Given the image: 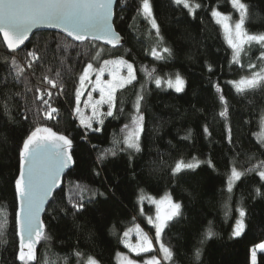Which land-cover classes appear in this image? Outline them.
Masks as SVG:
<instances>
[{
  "label": "trees",
  "instance_id": "trees-1",
  "mask_svg": "<svg viewBox=\"0 0 264 264\" xmlns=\"http://www.w3.org/2000/svg\"><path fill=\"white\" fill-rule=\"evenodd\" d=\"M189 2L200 7L190 13L175 0H150L162 40L149 19L138 12L140 0H116L113 25L123 38L117 48L37 32L11 53L0 39V221L4 223L0 264H22L17 258L15 179L23 141L37 127L51 128L72 140L74 162L44 211V238L35 245L36 260L29 264H84L90 256L99 264H118L117 254L128 252L122 244L124 231L136 223L159 250L155 230L140 215V207L147 195L160 198L164 194L180 203L181 209L161 235L160 242L173 252L172 260L160 259L161 264H252L250 247L264 241V180L257 171L247 172L231 192L227 180L232 167L243 172L264 161V141L256 137L264 116V82L244 92H237L229 82L264 68V59H259L264 46L246 44L240 63L232 62L233 50L211 15L216 8L231 14L232 22L239 20L230 0ZM243 2L248 5L245 29L249 34L264 33V0ZM40 37L54 38L73 49L86 48V59L79 63L68 88L59 75L41 67L35 46ZM153 47L158 52L167 47L171 53L161 52L164 58L159 59L152 55ZM28 52H35L38 59L33 60ZM115 58L130 62L136 79L116 91L112 116L103 115V123L91 122V128L81 125L85 109L78 106L82 111L77 113L73 105L77 76L86 62L97 65ZM17 67L22 69L19 75ZM177 73L185 82L181 92L155 83L156 77L174 81ZM45 76L55 81V88ZM66 90L72 107L62 97ZM41 93L43 97L37 99ZM137 94L143 97L140 113L144 116L139 151L126 148L122 133L135 114ZM43 99L58 110L55 118H46ZM225 106L227 116L222 117ZM116 140L120 143L114 147ZM113 148L115 155L99 159ZM193 158L200 161L195 169L173 173L177 161L194 162ZM77 185L87 191L81 192ZM76 202L83 204L79 211L72 206ZM239 209L245 212L244 227L234 236ZM209 229L215 235L207 237ZM256 264H264V252L257 253Z\"/></svg>",
  "mask_w": 264,
  "mask_h": 264
},
{
  "label": "snow or ice",
  "instance_id": "snow-or-ice-1",
  "mask_svg": "<svg viewBox=\"0 0 264 264\" xmlns=\"http://www.w3.org/2000/svg\"><path fill=\"white\" fill-rule=\"evenodd\" d=\"M176 4H182L185 8L189 9L191 13L195 8H199V4H190L189 0H175ZM232 7L239 13V20L234 25L231 23V14H226L218 11L216 8L212 10V17L216 23L221 26L224 31L225 39L228 45L233 50L234 63H240L241 53L244 51L246 44L253 42L264 46V33L249 34L245 29V20L247 18L248 5L243 0H230ZM138 12L144 17L149 19L151 27L156 30V36L162 40L159 33V26L153 17L152 6L150 0H140V8ZM112 15V0H0V33L7 43L9 49H16L19 45L23 44L28 38V34L33 27L38 24H53L56 27L62 28L70 37L75 40L84 41L91 36L93 39H103L108 44L116 46L119 44L120 38L115 33L110 23ZM163 53H171V49L164 47L157 51L155 47L152 49V55L159 59ZM28 56L33 60L38 59L35 52H28ZM259 59H264V52L261 53ZM13 65L16 64L15 59L12 60ZM113 65V69L109 71L112 77L107 82H101L100 75L97 74L96 86L100 90V99L91 104L92 116L85 120L83 117L80 120L81 125L91 128V120L98 119L104 115L99 112V105L107 104V116L113 115V107L115 102V93L118 89H123L126 85L131 84L136 79L133 71V65L121 59L110 61L105 60L104 66L100 69L103 72L108 65ZM31 67V64H29ZM92 64L89 63L79 76L81 86L88 80L89 70L92 69ZM126 67L128 75L121 76L118 69ZM249 68L255 67L252 64L248 65ZM211 70V68H209ZM22 72V69L17 67V75ZM60 73L57 72V75ZM44 80L48 84L56 87L54 80L45 76ZM264 82V68L259 72H253L250 77H241L238 81H230L237 92H244L247 89H253ZM155 83L160 86L166 83L168 87L174 88L176 92L183 91L184 80L179 73L176 74L175 80L169 78L167 81H162L161 78L156 77ZM62 87V86H61ZM39 92V89H37ZM217 91L219 88L217 87ZM49 97L52 96L51 92L45 89ZM44 93H41L37 99H41ZM81 92L79 89L76 91V99L79 103ZM91 97V93H89ZM143 97L137 94L136 101L134 102L135 114L132 116L130 125L124 126L126 135L123 138V144L127 149L140 150V133L143 131L144 116L140 113V104ZM222 103L226 105L223 96L220 97ZM87 105L88 102L86 101ZM43 106H47V111L44 113L46 118L53 119L57 113V109L52 107L49 99H43ZM43 110V107L40 109ZM80 113L79 107L75 109ZM220 116H227V107L220 112ZM103 123V120H99ZM261 140L264 141V116L261 117ZM99 131V129H96ZM207 132V128H205ZM120 141H114V147ZM72 140L63 134L54 132L51 128L37 127L31 134L23 141V146L19 152V175L15 179V194L20 202V209L16 213V223L18 233L20 236V245L17 258L22 264H29L30 261L36 260L35 245L44 238L42 231L43 224L39 223V213L43 209L45 200L52 196L53 189L60 183V176L65 168L73 164V157L71 154ZM115 155L116 151L113 149H106L101 153L99 159H104L106 155ZM194 162L185 163L182 160L177 161L175 167L172 169L173 173H179L183 169H195L200 161L193 158ZM210 163V162H209ZM257 171L259 177L264 180V161H259L258 165L239 171L236 167H232L230 175L227 180V189L229 192L233 190L236 181L240 180L247 172ZM81 192L87 191L86 188L80 187ZM259 194V189H257ZM81 199L83 197L81 196ZM141 200L145 199L142 195ZM156 205L155 220L149 217L148 222L155 227V239L160 245V253L165 261H171L173 258L172 250L164 243H161V235L167 226V223L173 220L174 217L180 215L181 205L174 202L170 195H165L159 200H152ZM73 208L79 211L82 203H73ZM239 215L242 218L245 215L243 209H239ZM3 221H0V235L3 234ZM244 224L242 219H238L235 226L233 235H240L243 230ZM129 231L124 233V237H128ZM137 232L140 233L139 226ZM215 235L211 229L206 233L207 237ZM141 243L132 245L126 243L131 251L139 253H147L152 249V241L147 235L141 236ZM258 248L264 249V244L257 245ZM80 255L79 252L76 253ZM118 255H120L118 253ZM195 256L199 259L200 251L196 250ZM84 264H99L94 257H88ZM122 264H136V261L127 257L123 258ZM144 264H161L157 256H151L150 259L144 261ZM252 264H256L255 250L252 253Z\"/></svg>",
  "mask_w": 264,
  "mask_h": 264
},
{
  "label": "rangeland",
  "instance_id": "rangeland-1",
  "mask_svg": "<svg viewBox=\"0 0 264 264\" xmlns=\"http://www.w3.org/2000/svg\"><path fill=\"white\" fill-rule=\"evenodd\" d=\"M235 22L231 21V23L233 25ZM223 35L225 37L224 31H223ZM35 46L37 48L38 54L40 55L41 67L44 68L45 70L50 71V72L55 73V74H57V72H59L60 73L59 77H60L62 84L65 85L66 88H68L71 84V81L75 78L76 73L78 72L77 68H78L79 63L86 59V56H87L86 48L73 49V48L68 47L64 43L60 42L59 40H56V39L51 38V37H40V38H38L35 41ZM118 59H121V58L108 59V60L115 61ZM104 61L101 62V64H97V65H94L91 62H86L85 65L83 66L81 72L77 76V82H76L77 85H76L75 90H74L75 104H73V105H74V107L76 106L75 109L78 106H80V108H82V109H85V111H83V113L81 115L86 120L92 116L91 104L94 103L95 101H98L100 99V95H101L99 88L96 86L97 74L100 75L101 82H107V81L112 79V77L109 75V71H111L113 69V67H114L113 65L110 64V65L106 66L105 70L103 72H100V69L102 68V66H104ZM89 63H91L93 67H92V69L89 70L90 74H89L88 80L84 82L83 86H81L79 76L83 73L84 68ZM128 63H130V62H128ZM37 68L38 67L36 65L33 69V73L36 72ZM133 71H134V68H133ZM118 72L121 76H124V77H126L128 75V70L126 67L119 68ZM77 89H79L81 92L79 103L77 102V99H76ZM171 89L175 90L174 88H171ZM66 92H67V90L64 92L62 97L64 98L66 103L69 105V107H72L71 98H69V95ZM89 93H91V97L89 96ZM86 101L88 102L87 105L85 104ZM98 108H99V112L103 113L104 115L108 111V105L107 104L99 105ZM81 111L82 110L80 109V112ZM102 117H103V115L100 116L98 119H92L91 122H99V120H101ZM261 131H262V129H261V125H260L258 133L256 134V137L258 140H261ZM122 133H123V138H124V136L126 135L124 129L122 130ZM257 174H258V172H257ZM165 195H169V194H164L160 198L147 195L146 196L147 200H143L141 203L140 215L143 217L145 222H147L150 226H152V228L154 230H155V227L153 226V224H150L148 222V220H149V217H151L153 220H155L156 205L154 203H152L151 200H149L148 198L150 197L152 200H159L162 197H164ZM143 202H145L148 206H150L151 210H148V211L145 210ZM240 219L243 220V217L242 218L240 217ZM137 226H139V229H140L139 234L137 232ZM129 230H131V231L129 232L128 237H124V234L122 237V244L124 245V247L127 249L128 252H119L120 255L117 254L116 261L118 264H122L124 257H127L129 259L136 261V264H144V261L150 259L151 256H157V258L159 260L163 259L162 254L160 253V245H158L159 250H157V248L154 246V242H153L152 237H150L148 232H146L144 230L142 225H140L139 223H136L133 226H131L130 228H128L126 231H129ZM126 231H124V233ZM233 231H234V229H233ZM143 235H147V237L152 241V245H153L152 249L150 250V252L146 253L147 255H143L140 257L130 256L129 253L134 254V255H140L143 253L137 254L136 252L131 251L128 247L125 246L126 243H130L132 245H136L138 243H141L142 242L141 236H143ZM260 244H264V241L257 243V244L250 247V250H249L250 263H252L253 250H255L256 256H257V253L264 252V249H260L257 247V245H260ZM152 250H155V253H152L151 252ZM87 259L88 258H86V260Z\"/></svg>",
  "mask_w": 264,
  "mask_h": 264
},
{
  "label": "water",
  "instance_id": "water-1",
  "mask_svg": "<svg viewBox=\"0 0 264 264\" xmlns=\"http://www.w3.org/2000/svg\"><path fill=\"white\" fill-rule=\"evenodd\" d=\"M115 4H116V0H112V15H111V18H110V23H111L112 28L114 29L115 33H117L118 36H119V38H120L119 44L116 45V46H113V45H111V44H108V43H107L105 40H103V39H100V40L93 39L91 36H89L88 38H86L84 41H78V40H75L73 37H70V36L67 34V32H65L62 28L56 27V26L53 25V24H38V25H36L35 27H33V28L31 29V31L29 32V34H28V38L24 41L23 44L19 45L16 49H9V48H8L7 43H6V41L4 40V38H3V34H2V33H0V39H1V41H2L3 46L6 48V50L9 51V52H11V53H13V52H15V51H18V50H20L22 47H24L25 44H27L28 41L32 38V36H33L35 33H37V32H53V33L62 34L63 36H65L66 38H68L70 41H72V42H74V43H83V42H85V41H94V42H97V43H99V44H101V45H103V46H106V47L117 48V47L121 46V44L123 43V38H122V36L116 31V29L114 28V25H113V17H114V8H115ZM70 166H71V165H70ZM70 166H69L68 168H65V169L63 170V172H62V174H61V176H60V183H61V181H62V178H63L64 174L67 172V170L70 168ZM60 183H59V185H60ZM59 185H58L57 187H59ZM57 187L53 189V192H54L55 189H57ZM53 192H52V194H53ZM51 197H52V196L48 197V198L45 200V202H44L43 209H42V211L39 213L38 224H39V223H42V216H43V214H44V211H45V209H46V207H47V205H48V203H49ZM17 203H18V208H17V211H18V210L20 209V202H19L18 199H17ZM16 228H17V223H16ZM42 231H43V229H42ZM17 235H18V238L20 239V236H19V233H18V228H17Z\"/></svg>",
  "mask_w": 264,
  "mask_h": 264
}]
</instances>
